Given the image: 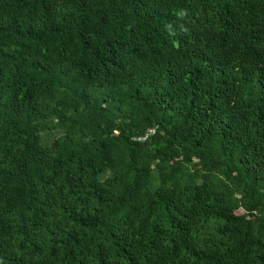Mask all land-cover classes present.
<instances>
[{"label": "trees", "instance_id": "obj_1", "mask_svg": "<svg viewBox=\"0 0 264 264\" xmlns=\"http://www.w3.org/2000/svg\"><path fill=\"white\" fill-rule=\"evenodd\" d=\"M0 264H264V0H0Z\"/></svg>", "mask_w": 264, "mask_h": 264}, {"label": "rangeland", "instance_id": "obj_2", "mask_svg": "<svg viewBox=\"0 0 264 264\" xmlns=\"http://www.w3.org/2000/svg\"><path fill=\"white\" fill-rule=\"evenodd\" d=\"M145 180L147 181V180H148V178L146 177V178H145Z\"/></svg>", "mask_w": 264, "mask_h": 264}, {"label": "built area", "instance_id": "obj_3", "mask_svg": "<svg viewBox=\"0 0 264 264\" xmlns=\"http://www.w3.org/2000/svg\"><path fill=\"white\" fill-rule=\"evenodd\" d=\"M151 132H154L153 130Z\"/></svg>", "mask_w": 264, "mask_h": 264}]
</instances>
